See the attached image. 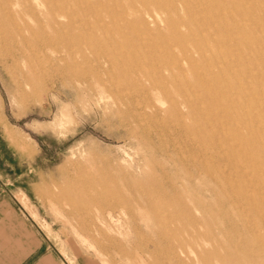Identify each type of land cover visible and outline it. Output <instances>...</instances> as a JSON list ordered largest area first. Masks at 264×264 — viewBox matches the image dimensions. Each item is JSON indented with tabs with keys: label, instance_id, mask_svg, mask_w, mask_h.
Here are the masks:
<instances>
[{
	"label": "rangeland",
	"instance_id": "374dc122",
	"mask_svg": "<svg viewBox=\"0 0 264 264\" xmlns=\"http://www.w3.org/2000/svg\"><path fill=\"white\" fill-rule=\"evenodd\" d=\"M0 196L63 264H264V0H0Z\"/></svg>",
	"mask_w": 264,
	"mask_h": 264
},
{
	"label": "crops",
	"instance_id": "0c3cea01",
	"mask_svg": "<svg viewBox=\"0 0 264 264\" xmlns=\"http://www.w3.org/2000/svg\"><path fill=\"white\" fill-rule=\"evenodd\" d=\"M0 264H63L31 229L29 220L15 213L11 201L1 196Z\"/></svg>",
	"mask_w": 264,
	"mask_h": 264
}]
</instances>
